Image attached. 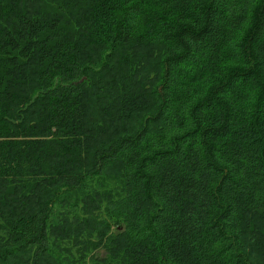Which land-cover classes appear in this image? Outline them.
<instances>
[{
    "label": "trees",
    "instance_id": "1",
    "mask_svg": "<svg viewBox=\"0 0 264 264\" xmlns=\"http://www.w3.org/2000/svg\"><path fill=\"white\" fill-rule=\"evenodd\" d=\"M0 264H264V0H0Z\"/></svg>",
    "mask_w": 264,
    "mask_h": 264
}]
</instances>
